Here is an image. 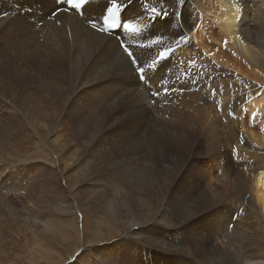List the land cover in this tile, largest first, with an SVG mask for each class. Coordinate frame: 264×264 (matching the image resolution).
Listing matches in <instances>:
<instances>
[{
  "label": "rangeland",
  "instance_id": "obj_1",
  "mask_svg": "<svg viewBox=\"0 0 264 264\" xmlns=\"http://www.w3.org/2000/svg\"><path fill=\"white\" fill-rule=\"evenodd\" d=\"M254 1L238 0L247 12L239 27L263 40L264 0ZM133 2L126 14H134L127 10ZM165 5L172 20H179L181 7L191 25L200 20L195 0ZM167 25L156 21L150 37L166 36ZM26 26L16 36L0 27V264H181L175 249L180 242L194 250L198 231L216 258L226 253L232 264L237 253L247 258L264 252L249 187L264 150L250 143L238 118L246 129L261 131L243 106L250 99L245 91L263 87L264 71L255 80L215 69L189 47L190 70L200 69L187 81L197 82L203 71L197 82L202 92L183 85V96L175 97L171 86L174 111L162 100L149 106L140 84L136 91L147 98L138 115L117 77L121 69L105 71L113 60L109 49L90 47L85 59L69 43V55H61L57 45L42 44L45 35L35 31L42 23ZM189 39L184 36L180 45L193 46ZM239 62L245 67V60ZM231 106L234 121L227 117ZM190 187L196 193L186 196ZM214 257L192 261L209 264Z\"/></svg>",
  "mask_w": 264,
  "mask_h": 264
},
{
  "label": "bare ground",
  "instance_id": "obj_2",
  "mask_svg": "<svg viewBox=\"0 0 264 264\" xmlns=\"http://www.w3.org/2000/svg\"><path fill=\"white\" fill-rule=\"evenodd\" d=\"M119 1L125 4L126 6H129L134 1L133 4L127 9L128 13H134V14H126L124 11L125 20L122 21V18L121 17L119 18V21L121 24L123 22H127V24L131 26L136 25L139 30V32L134 38L133 37L130 38V41H135V39L137 38V39H143L148 44L153 39H160L167 43L168 41L171 42L174 39H175V42H177L178 40L182 39L184 36L186 37L189 36V38L193 41L192 42L193 46L192 44H190L188 45V47L184 48L182 44V48L179 51L182 57H186L185 49L188 48L189 50V47H191L193 51L191 54H194L193 56L204 55L207 59L206 60L203 59V60H205L209 66L210 64H213L214 67L218 66L219 68L226 69V71L232 70V72L235 71L238 74L241 73L243 77L249 76V78H252L255 80H257L261 74V73L259 74V72L257 71H260V70L262 72L264 71V39L256 40L253 37L249 36L248 31L246 30L245 26L242 28L239 27L240 24L243 22L242 20L244 16H246L247 12L244 8H243L244 10L242 9L239 2H236L237 0H211L210 3L206 2L205 0H195V3L198 5H195L194 9L197 8L195 10L196 13L197 12L201 13V18L199 22L197 21L198 23L194 25H191V23L187 21L186 10L183 7L181 8L180 6L178 7V9L180 8L179 20H178V17L172 20L168 18L167 14H164L165 6H166L165 3L166 2L174 3V0H157V1H154V0H131V1L119 0ZM143 2H145V4L149 7L150 10L147 9V7L144 8L142 6ZM107 3H108V0H89V3L86 5L85 10L82 14L75 13V12L61 11L58 15L52 16L51 13L53 12V7H52V3L50 0H34V1L33 0H6L5 2H0V11H2V13H0V16L10 13V16H9L10 18L7 17L8 19L7 18L3 19L4 21L0 23V27H3L2 32L7 34V36H16L20 32L25 33L23 30H25V28L27 27L26 25L34 26L35 23H42V26H43L42 29L35 30L37 32H40L42 36L45 35V38L41 40L42 44L50 45L52 43V44L57 45V47L59 48L58 51H60V54L65 55V56L69 55V51H68V47H70L69 43H71V47L74 49V53L78 55L77 57L82 56V57H85V59L89 58L90 53L88 51V48L90 47L91 48L95 47L96 49L97 48L109 49L110 56L113 60H110V67H108L109 65L106 66L107 68H105V71L110 70L111 67L115 68V66L117 69H121V72L117 74V77L121 78L120 80H122L121 85H123V87L125 88V89L124 88H121V89H124V91L128 90L127 92L128 96H131V97L133 96L132 97L133 99L132 98L131 99L137 105V106L134 105L135 106L134 109L136 113L138 114V112L142 111V108H141L142 107L141 103L143 101L142 99L146 101V98H147L146 94L144 95V92L142 94H139L136 91V88L140 87L138 79L140 80L141 76H139L133 70H132L134 73L133 75L135 77L132 75V71L129 68V64L126 58L120 54L118 43L115 41V39H111L112 37L99 34L94 31L89 30L85 26V20L82 18V15L85 16L86 18L92 17L93 15H99L104 10ZM236 7L240 8V11L235 10ZM153 8L156 9L155 12L152 11ZM123 9H126V7H124ZM146 9L148 12L145 11ZM182 10H183V15L181 16ZM262 14H263L262 12H259V15H262ZM23 16L26 17V19ZM116 17L112 18L111 20L112 25L117 24L118 20L116 19ZM255 17L256 16H254V18ZM252 18L253 17H251V19ZM258 18L259 17H257L256 20ZM261 19L263 20L264 18H261ZM163 20H165L167 24L169 23V27L167 28L168 34L166 35L169 38L166 36L150 37L151 30L155 28L156 21L160 25H163L166 29L168 25L164 24ZM260 27L261 26H259V28ZM179 32L181 33L184 32L185 34L180 35L179 37L175 36V34ZM241 32L246 35V38L244 35L241 34ZM116 34H118V32H116ZM67 35H69V38H67ZM173 46H177V45L174 44L169 47H173ZM163 47L166 48L167 46H163ZM158 50H163V48H160V46H157V45H153L151 48L143 49L142 52H145L150 55V54H155ZM186 52L189 53V51H186ZM240 58L241 60H245V64H246L245 67L241 65L242 63L240 64L239 62ZM95 70H97V68L95 69L94 67L93 71L95 72ZM104 76H106L105 73H104ZM228 81L226 80L225 83L228 84ZM238 84L239 83H237V85ZM262 86L263 87L261 88L251 87L247 94L245 91L244 93L246 95L245 97L250 98V99L246 101L245 105L243 106L246 113L256 116V119L258 120V125L261 131L257 133L253 130L246 129L244 126V121L242 119V116H239L238 118H239V123L241 124V130L246 134V137L250 141V143H252L253 146H257L260 149L264 150V84ZM228 87H226L227 89L225 90L226 94L229 93ZM244 88L245 87H243V89ZM236 91L239 92L238 90ZM130 105L133 106V104H130ZM194 107H196V105ZM131 111L133 112L134 110H131ZM242 150L244 151L246 149H242ZM246 151L250 152L248 150ZM260 158H262V160L259 162L257 161L258 164L254 166V170H256V172L253 175L250 173L252 176L251 178H249L250 179L249 187H250L251 202L256 206L257 210L255 211H257L256 212V215L258 218L257 222L260 226L258 227L259 229H257L256 233H258V235L260 234L261 237L259 236V238H261V241L262 240L264 241V157H260ZM190 188L191 189L189 191L187 190L188 192L186 191V193L188 194V195L185 194L186 196H192L196 193V190L193 187H190ZM113 210L115 214L116 210L115 209ZM227 220H229V218ZM187 242L189 243V241ZM207 243L208 242L206 238L203 236V234H201L200 231L197 232V236L194 239L193 244L191 245L193 246L194 250L184 246L183 243L179 242L175 250L177 253H182L180 257L184 259L182 260L181 264H193L192 258H201L207 253L213 254L215 256L214 258L207 259V262L209 264H232L230 257L225 255L226 253L223 254L224 258H221V257L216 258L217 256L216 251H214L212 247L209 248ZM167 251H174V250H171V248H167ZM246 252L249 253V251H246ZM250 255H252V252L251 254L247 256V258H243L242 252L240 254L237 253V255H235V258L237 259V264H245V263L247 264L249 259H252L254 264H264V252L261 253V255L259 256L255 255L256 257L255 256L252 257Z\"/></svg>",
  "mask_w": 264,
  "mask_h": 264
},
{
  "label": "snow or ice",
  "instance_id": "obj_3",
  "mask_svg": "<svg viewBox=\"0 0 264 264\" xmlns=\"http://www.w3.org/2000/svg\"><path fill=\"white\" fill-rule=\"evenodd\" d=\"M89 3V0H57V7L51 13L52 16L58 15L61 11L63 12H75V13H83L86 5ZM121 7L119 0H108V6L106 7V15L103 17V27L99 28V31H108L112 27L111 20L117 13V9ZM153 12L156 11L155 8L152 9ZM90 26L93 29H97V24L95 22L90 21ZM125 29L130 32L138 31V29L125 25ZM183 39V38H182ZM181 39V40H182ZM162 41L160 39H153L148 44L140 43L136 45L139 48H151L153 45L161 44ZM177 47L180 46L181 41L178 40ZM120 47L123 49L129 60V68L134 70L139 76H143L144 73L148 70L149 67H153L160 59H163L169 56L175 49L166 47L163 48L158 54V57L153 60L151 65H142L138 58L134 55V52L131 50V47L127 43H121ZM156 95V93H153Z\"/></svg>",
  "mask_w": 264,
  "mask_h": 264
}]
</instances>
